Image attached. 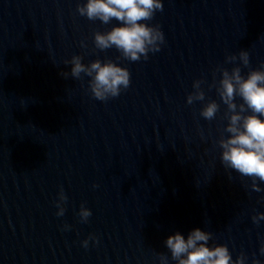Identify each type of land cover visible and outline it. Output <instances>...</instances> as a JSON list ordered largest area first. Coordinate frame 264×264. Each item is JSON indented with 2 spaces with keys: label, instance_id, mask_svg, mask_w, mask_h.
Wrapping results in <instances>:
<instances>
[{
  "label": "water",
  "instance_id": "95a60500",
  "mask_svg": "<svg viewBox=\"0 0 264 264\" xmlns=\"http://www.w3.org/2000/svg\"><path fill=\"white\" fill-rule=\"evenodd\" d=\"M80 2L0 0V264H159L169 254L171 209L130 61L95 48L93 33L116 22L81 16ZM74 54L127 66L129 86L96 99L86 75H70Z\"/></svg>",
  "mask_w": 264,
  "mask_h": 264
},
{
  "label": "clouds",
  "instance_id": "9594fccd",
  "mask_svg": "<svg viewBox=\"0 0 264 264\" xmlns=\"http://www.w3.org/2000/svg\"><path fill=\"white\" fill-rule=\"evenodd\" d=\"M162 8L163 0H82L77 4V12L89 20L98 19L104 24L113 20L118 22L112 23L105 31H95L93 43L100 50L115 48L120 56L131 61L142 57L147 59L149 52L158 51L164 43V34L159 25L149 23L154 13ZM81 44L84 46L83 41ZM225 60L233 66L231 69L219 66L214 69L209 85L215 87L220 101L226 106L224 132L227 135L221 134L216 141L220 149V162L225 169L250 178L251 189L261 192L264 190L261 187L264 184V61L258 67L242 73L241 66L249 65L246 49L227 55ZM65 63L70 64L72 77L80 78L84 74L89 78L90 92L98 100L115 97L129 86L130 72L127 66L116 60L96 58L85 64L79 54H74ZM217 70L220 73L218 80L215 78ZM69 72L62 75L67 77ZM202 83V78L193 80V90L187 94L186 103L202 102L200 116L212 120L219 104L216 99L205 101ZM57 196L56 215L62 216L67 199L62 187ZM78 214L86 222L91 209L81 203ZM251 219L255 224L264 221V211L256 212ZM91 238L93 241L96 239L94 235ZM81 243L87 247L88 238ZM163 243L169 254L159 253V264H248L243 251L233 258L226 243L216 242L212 232L199 226L191 228L186 235L174 231L165 237ZM259 253L264 255V238L260 239ZM252 264L262 262L253 256Z\"/></svg>",
  "mask_w": 264,
  "mask_h": 264
}]
</instances>
